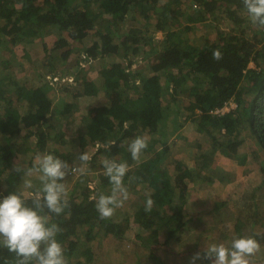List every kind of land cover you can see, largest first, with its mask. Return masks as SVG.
<instances>
[{
    "label": "trees",
    "instance_id": "1",
    "mask_svg": "<svg viewBox=\"0 0 264 264\" xmlns=\"http://www.w3.org/2000/svg\"><path fill=\"white\" fill-rule=\"evenodd\" d=\"M138 16L147 23L157 16L156 30L163 31L164 38L156 41L146 36L145 30L130 29L128 18L138 21ZM185 17L202 28L216 30L217 36L213 39L211 32L187 36L194 25L178 28V21ZM218 21H230L234 26L222 31ZM246 21L250 23L243 27ZM249 27L256 29L251 38ZM52 36L53 49L43 44V68L49 74L29 77L26 82L13 80L10 87L11 82L2 76L7 75L3 71L11 68L13 61H3L0 68V198L23 191L27 170L14 167L22 152L34 150L32 161L45 153L66 161L69 168L64 182L69 184L76 171L72 153L76 146L82 150L77 153L79 158L85 149L96 148L89 167L80 172L68 191L64 211L57 215L45 209L50 222L60 228L57 239L67 264H88L89 244L97 233L122 239L130 228L127 219L100 218L95 197L90 194L94 177L90 173L101 174L104 161L110 159L128 163L123 182L129 195H138L141 189L146 192L145 202L144 198L136 200L133 216L147 233L137 236L140 246L157 261L160 249H167L170 241L180 243L186 240L185 230L199 231L204 225L205 215L189 216L190 185L199 179L208 185L229 182L230 173L212 168L211 156L219 153L245 165L248 156L240 150L248 138L262 151L257 158H264V26L251 22L243 0H0V44L18 47L36 37ZM75 50L85 64L84 68L75 64L77 73L67 65ZM141 54L145 55V66L137 64L136 57ZM148 56L153 59L147 61ZM96 62L100 68L91 76ZM252 64L257 68H251ZM65 67L67 71L60 72ZM65 76L73 80L63 85ZM54 82L62 84L66 94L59 104L61 111L53 108V94L59 88ZM179 96L189 103L182 105ZM231 104L236 105L234 109L217 112ZM74 117H80L81 128L70 139L66 132L69 126L63 120L70 124ZM188 125L196 138L182 134ZM137 136L146 139L147 147L133 160L128 145ZM31 138H36L33 148ZM181 140L195 148L198 166L190 167L181 157H171ZM64 147L70 152L62 150ZM97 186L100 191L108 189L106 194L111 191L108 177H101ZM38 187L39 181L30 192ZM263 187L264 182L253 191H243L238 213L230 220L232 230L224 235L215 228L226 202H215L206 214L217 225L211 232L224 242L250 236L257 241L256 251L263 253L264 217L254 201L256 191ZM148 197L153 204L146 211ZM26 198L31 206L32 195ZM205 253L199 252L202 264H211L214 259ZM17 261L14 253L0 248V264ZM249 264L257 261L249 259Z\"/></svg>",
    "mask_w": 264,
    "mask_h": 264
},
{
    "label": "rangeland",
    "instance_id": "2",
    "mask_svg": "<svg viewBox=\"0 0 264 264\" xmlns=\"http://www.w3.org/2000/svg\"><path fill=\"white\" fill-rule=\"evenodd\" d=\"M242 15L244 16V13H242ZM156 17L157 16H154L152 21L149 23L145 22L144 19L140 16H138V21L136 20V17L133 20L130 17L127 20V26H129L130 29L135 28L141 31L145 30L146 36L151 35L152 39L158 41L164 38V32L156 30ZM217 23L220 26V30L226 32L231 30L232 26H234L230 21H218ZM249 23L250 21H246L243 27L248 26ZM178 25V28H181L180 25H182V27L186 25L192 27L194 25L193 30L191 32H188L187 34V36L189 37L193 36L192 33L195 36H198L208 34V32H211L213 39L217 36L216 30L208 27L202 28V25H200V23L195 24L192 19H188V17H185L184 20L183 18L180 19V21H178ZM236 26L238 27V25ZM196 27L198 28L196 29ZM253 31H256V29L254 30V27H249L248 35L250 38L254 34ZM258 34L260 33L258 32ZM199 39L195 40L198 41ZM85 43L87 45L91 44V42L88 40ZM26 44L27 45L21 44L18 47H13L7 42H3L2 44H0V68L2 67V64L7 60L11 59L13 61L12 67L6 68L3 71L4 74H7L6 76H2L3 74L1 75L0 73V77L2 76V78H5L9 82H11L10 87L14 86L13 80L26 82L29 77L38 78L42 74L50 73L49 71H47L46 68H43V57L45 55L43 44H48V46L53 49V36L47 39L36 37L35 39H31V41ZM58 55H60V52H58ZM81 56L82 55L79 53V50H75L73 57L67 63L68 68L71 72L77 73V69L75 68V64L77 63H79L81 68H84L85 64L82 62ZM136 59H138L137 64L139 65L141 64L142 66H145V63H147L144 54H141L140 56L136 57ZM152 59L153 56H148L147 61H151ZM109 61H113V58H111ZM109 61L107 60V62ZM250 67L257 68L255 64H252ZM97 68H100V64L96 62L93 71L90 72L91 76H96ZM59 70L60 72L65 73L67 71V68L65 67L63 71L62 69ZM72 80L73 79L71 76H65V79L61 80V83L64 85L65 81ZM54 83L59 88L55 91V94H53V108L58 107V110L61 111L63 107L61 108L59 104L61 103V100L66 97V94L62 84V87H60V84H57L56 82ZM179 98L181 100L182 105H186L189 103V101L184 96H179ZM101 102L104 103L105 101L102 100ZM234 108L235 105L231 104L228 106L225 112ZM84 114H86V112ZM81 117L82 122H84V115L81 114ZM74 118V122H71L70 124L67 123L68 121L63 120L64 125H67L72 129L69 130L68 127V130H66L67 136L70 139L75 137V132L77 131L76 129L81 128V125L79 124V122L81 121L80 117L78 120H76V117ZM62 119L66 118L63 117ZM79 125L80 127H78ZM182 134H185L186 137L191 139L196 138V132L191 127V125L186 126V128L182 131ZM35 143L36 138H31L30 144L32 148L34 147ZM244 143L245 144H243V146L241 147L240 152L246 153L248 156L245 165H241L237 161L224 157L219 153L214 156H211L212 168L218 167L230 173V180L227 184H222L219 181H215L214 184L208 185L205 181L199 179L196 184L193 183L190 185V202L188 205L189 216L198 217L205 215L204 225H202V227L200 226L201 228L199 231H191V229L185 230L184 237L186 240H183L180 243H177L174 240L170 241L167 245V249H160L158 255L159 258L157 261L151 259L149 257V250L143 249L139 244L140 242L137 240L138 235L145 236L147 233L144 232L143 229L140 228L138 223L135 222L133 216L135 213L134 205L136 200L144 198V195L146 196L145 190L141 189L138 195H129L128 199L124 201L122 206L116 208L114 214L112 215V218L116 221L124 222V220L127 219L128 227H130L129 230L126 231L122 239H118L109 235L106 236L102 233H97L95 240H93L89 244L90 258L89 260H87L88 264H202L204 259L201 255H199V252L206 251V249L213 243H222L226 246H229L230 242H224L225 240L223 241L219 239L218 237H216L215 234H213V232H211L212 227L215 228L218 225L217 228H215L218 234L224 235V233H229V231L232 230V228H230V220L231 217L234 216V214L238 213L239 200L243 194V191H253L258 186L262 185L264 182V158H257L256 156L257 154L258 156L261 155V149L259 148L255 140L252 141L251 139L247 138L246 142ZM73 145L77 144L74 143ZM22 149H24V147H22ZM65 149L67 150V152L69 151L67 147L62 148V150ZM95 151L96 148L93 147L85 149L83 153H88L89 160L87 162H82L80 158L77 157V153H81L82 150H79L78 146H76V149H74V151L72 152L74 153L73 165L76 167V171H73L72 177L70 176L72 182H69V184L67 182L65 183L67 184L66 187L68 188V191L73 187L74 181H76L77 177L79 176L81 172V167H83V171L87 167H89V162L92 159V156L95 154ZM253 151H255L256 153H254ZM33 152L34 150L32 152H30L29 150H27L25 153L22 152L19 156L20 158L18 159V161H16V163L14 164L15 169L27 170L28 168H30L32 166L31 164H33L34 161H32L34 157L32 155ZM196 154L197 152L194 147H190L187 143H184V141L181 140L178 141L177 146L173 148L172 153L170 155L173 158L181 157V159H184L190 167H195L198 166ZM101 162H103V159H101ZM92 173L93 172L90 173V176L92 177L94 175V177H92L93 182H91L90 185L92 187V193H90L91 196L96 197L98 192L106 194L108 192V189H101L100 191L99 186H97V183L99 182L101 177H107L105 171L103 170L101 174L100 172H96L93 174ZM97 174H100L102 176L97 177ZM26 176V180H31L33 184L32 189H26L24 185L23 191L25 192L26 196H28L31 195L32 192L30 191H33L34 187L37 185V181L39 180L37 175ZM255 197L256 198L254 201L258 204L257 208L259 211V215L262 214L264 217V187L256 191ZM142 201L145 202V198ZM220 201H223L224 203L226 202V207L222 212V218L220 217L218 219L216 225L212 219H209L210 216H206V214L209 210L213 208L215 202ZM262 223H264V220L262 221ZM207 224L210 225L207 226ZM190 225L194 229V225L192 223ZM248 230V228L244 229V231L246 232ZM81 240L83 241V238ZM259 253L260 252H258V250L255 251L253 253L254 255H252L254 257L251 258L250 255L248 257V260L255 259L257 261V264H264V252L260 254ZM211 264H214V261Z\"/></svg>",
    "mask_w": 264,
    "mask_h": 264
},
{
    "label": "clouds",
    "instance_id": "3",
    "mask_svg": "<svg viewBox=\"0 0 264 264\" xmlns=\"http://www.w3.org/2000/svg\"><path fill=\"white\" fill-rule=\"evenodd\" d=\"M243 3L251 22L264 26V0H243ZM146 147L144 137H135L128 145L133 160H138ZM80 160L87 162L88 153H82ZM68 168L66 161L52 153L37 155L25 173L28 176L37 175L39 180V187L31 193L32 205L26 203L23 191L17 190L0 198V248L14 253L18 258L17 264H67L64 248L57 239L60 228L50 222L47 213L59 215L67 207L69 193L64 180ZM80 171L83 173V167ZM104 171L111 191L95 197V208L102 219L111 217L129 197L123 182L129 171L128 163L116 159L105 160ZM25 188H33L31 180L25 181ZM152 204L153 200L148 197L146 211L151 209ZM257 247L254 238L238 236L231 240L230 246L213 243L206 249L205 255L214 259V264H249L248 257Z\"/></svg>",
    "mask_w": 264,
    "mask_h": 264
},
{
    "label": "built area",
    "instance_id": "4",
    "mask_svg": "<svg viewBox=\"0 0 264 264\" xmlns=\"http://www.w3.org/2000/svg\"><path fill=\"white\" fill-rule=\"evenodd\" d=\"M233 105V104H232ZM235 105V104H234ZM236 106V105H235ZM228 107H225L222 111H217L218 113H225V110L227 109ZM228 112V111H226Z\"/></svg>",
    "mask_w": 264,
    "mask_h": 264
}]
</instances>
